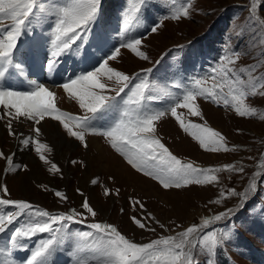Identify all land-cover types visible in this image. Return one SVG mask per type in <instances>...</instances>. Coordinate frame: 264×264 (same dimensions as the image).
I'll use <instances>...</instances> for the list:
<instances>
[{
  "label": "rangeland",
  "instance_id": "374dc122",
  "mask_svg": "<svg viewBox=\"0 0 264 264\" xmlns=\"http://www.w3.org/2000/svg\"><path fill=\"white\" fill-rule=\"evenodd\" d=\"M68 2L69 0H37L31 26L36 24L38 15H43L44 29L47 31L45 33L49 40L53 41L56 19L53 13L58 12L59 7L65 6ZM131 7L132 0H102L97 20L83 36L82 41H77V44H80V47L88 46L89 42L84 41L88 35L91 47L106 53L105 58L96 66L99 67L113 50L120 46L122 40L132 36L142 37L140 50L149 55L148 61L138 58L128 49L121 48L117 59L109 60L108 63L110 67L118 70L121 67L122 71L130 76L140 74L149 80L152 86L149 94L156 97V99L147 101L152 110L168 109L175 103L176 97L183 94L185 88L195 87L196 79L204 80L203 87L219 84V80L214 81L210 78L205 79V77H208L223 56L231 55L233 50L241 52L239 59L235 61L234 70L243 69V72L238 71L243 79L248 80L249 70L254 65H259L257 70L251 73V76L255 78L253 82L257 85L256 94L253 95L249 89L244 100L245 106L256 109L253 116L242 118L238 116L233 107L223 106V97L230 99L231 94H235L226 83L222 91L217 89L221 91L220 105L198 96L195 106L201 115H192L190 109H177L181 119H184L186 123L201 124L219 131L225 136L227 145L233 149L232 151L209 153L201 149L198 141L179 126V121L171 116L170 111H166L165 116L155 122V135L182 162H191L198 167L224 169L215 173L218 176V183L192 186L187 191L164 190L158 182L132 169L111 148L108 138L104 136L93 134L91 131L85 135L88 145V137H97L103 143L106 151L99 154L90 145L85 148L80 141L68 135L60 122L46 117L49 118L46 120L47 123L59 129L66 140L70 143L76 142L71 146L62 145L63 152L60 155L57 146L61 140L57 136L54 137L51 133L41 130L37 137L34 133L36 126L31 121L22 126L20 120L12 121L16 135L10 136L7 129L8 120L5 119L0 122V150L6 156L11 154L14 163L8 165L4 158H0V188L6 185L9 195L4 194L2 190L0 194L6 198L28 200L35 204L39 202L43 209L51 213L66 214L70 209L82 211L81 203L87 198L97 212V216L93 218L89 215L83 224L70 222L68 228L70 233L88 231L87 225L92 222H106L115 225L127 238L140 244L157 239L163 240L170 236L176 237L190 225L200 224L203 218L231 208L234 211V214L228 218L231 222L227 224H225L226 220L216 222L212 227L190 237V239L197 240L198 235L203 236L209 231L216 233L219 228L225 226L222 237L216 234L219 243L211 253L198 244L194 251L199 252V264H207L208 259H211L215 252H217V262L223 264L219 256L226 251L229 256L227 264H264V95L260 94L264 89L259 87L260 84H264V0H147L146 5L142 7V13L137 14L139 20L131 21L126 29L125 21L130 14ZM185 7L189 11L188 17H184L181 13L179 20L171 18L174 12ZM164 17L168 18L164 19ZM161 21L162 26L157 33H152L151 28ZM11 23V20L4 21V25H11ZM42 38L49 43L46 35L42 34ZM45 42L40 40L35 47L29 46L28 54L32 51L31 59L41 60L48 64L41 57L42 52H47ZM60 58L63 59V55ZM62 59L59 61L62 62ZM224 63L227 64V61ZM228 66L233 67V65ZM199 69L202 73L200 78L196 77V75L199 76ZM89 71L92 69L87 72ZM104 82L107 83L109 89L115 87L113 82ZM63 94L60 110L77 117L91 116L79 107L78 101L70 97V94L66 92ZM106 94L116 95L110 90ZM121 97L127 98L124 93H121V96L116 98V103L102 111L103 122L107 124L113 121L112 127L120 119ZM98 114L94 118V124L98 120ZM237 129L240 131L237 132ZM30 137L32 140L29 145L22 143L23 139ZM15 139L19 140L18 143ZM36 139H39L41 143H46L52 149L51 152L45 151L44 154L46 158L61 168L62 174L50 172V165L44 164L39 159L34 146ZM14 142L16 146L13 145ZM19 144L30 148V154L35 158L33 163L31 160H26L20 167L17 166L16 147ZM106 148L110 153L118 154L117 156L124 165L126 163L129 169V173L126 174L133 178L132 182L115 170L120 168H115L118 160H114ZM14 153L16 156H13ZM72 160L83 161L84 164L83 166L73 165ZM229 164L237 168L243 166L245 170L243 173L230 171L225 168V165ZM7 169V174H5ZM142 177L154 184L147 185ZM94 178H99V183L96 185L92 184ZM252 184L256 187L248 191L246 198L227 197L226 195L229 189L234 188L237 192H244ZM40 185L47 187L41 188ZM105 187L112 193L119 189V195L105 196ZM77 189H80L84 196H81ZM54 190L63 191L67 196V201L62 202L56 197ZM221 192L225 193L224 197L220 196ZM130 198L143 202L146 212L152 213L166 227L160 228L153 222L149 224L155 231H145L137 227L130 218L133 216L141 218L146 213L138 207L134 209ZM217 198L222 199L221 204L210 202ZM225 233L228 234L227 238ZM46 238L48 237L43 236L42 239ZM91 239L88 238L89 241ZM1 241L6 249L10 247V237L1 238ZM75 242L74 236H66L62 245L50 257L49 264H61L59 254L62 251L70 256L72 261L70 264H77V261L95 264L90 261L88 249L72 252Z\"/></svg>",
  "mask_w": 264,
  "mask_h": 264
},
{
  "label": "snow or ice",
  "instance_id": "6c2138e0",
  "mask_svg": "<svg viewBox=\"0 0 264 264\" xmlns=\"http://www.w3.org/2000/svg\"><path fill=\"white\" fill-rule=\"evenodd\" d=\"M146 3L147 0H132L130 14L125 21L126 29L131 21L139 20L137 14L142 13V7ZM101 4L102 0H69L65 6L59 7L58 12L53 13L56 17L54 22L55 39L51 42L47 64L50 73L56 69L59 64L58 58L62 54L70 53L74 46L79 47L76 42L82 41L83 36L94 25ZM36 6L37 0H0V37H2L0 38V106L5 109L3 113H0V122L5 119L8 120L7 129L10 136L16 135L13 130V120L19 121L20 118H24L31 121L36 126L34 133L38 137L41 131L39 127L41 122L46 117H50L60 122L67 134L80 141L85 148L88 147L85 135L89 131L108 138L111 148L132 169L144 177L158 182L164 190L187 191L192 186L218 183V176L215 173L224 169L198 167L191 162H182L155 135V122L164 117L166 111H170L171 116L179 121V126L198 141L201 149L209 153L232 151L233 149L227 145L225 136L219 131L201 124L186 123L184 119H181L177 109L186 108L190 109L194 116L201 115L195 106L198 96L220 105L222 87L226 83L235 94H231L230 99L223 97V106L233 107L239 117L253 116L256 109L245 106L244 100L249 89L253 95L256 94L257 85L253 82L255 78L251 76V73L255 72L259 65H254L249 70L250 78L248 80L243 79L238 71L243 72L244 70H234L235 61L239 59L241 52L233 50L231 55L223 56L213 67L208 77H205V79L210 78L214 81L219 80V84L203 87L204 80L196 79L194 81L195 87L185 88L183 94L176 97L175 103L168 109L152 110L147 101L156 99V97L149 94L152 91L149 80L140 74L130 76L122 70L110 67L108 63L109 60L115 61L117 59L121 48L130 50L131 53L144 61L150 59L145 51L140 50L142 37L132 36L122 40L120 46L116 47L99 67L74 77L70 76L64 83L55 85L62 87L66 93L78 101L81 109L91 114V116L77 117L57 107L56 93L46 87L45 84L30 81L31 90L28 91H17L4 85L6 74H10V68H22L20 63L14 62V50H17V43L22 34L30 30ZM181 13L184 17H188V8L185 7L174 12L171 18L179 20ZM167 18L164 17V19ZM5 20H11V25H4ZM161 26L162 21L156 23L151 28V32L157 33ZM224 61H227V64ZM228 65H233V67ZM103 81L113 82L115 87L109 89L107 83ZM259 87L264 89V84H260ZM218 88L221 91H218ZM109 90L115 92L116 95H107L106 92ZM121 93H124L127 98L121 97L122 107L119 122L107 132H100L94 128L90 129L89 120L94 119L98 113L116 103V98L121 96ZM260 94L264 95V91ZM77 128L80 130H74ZM239 131L240 129H237V132ZM31 140V137L26 138L22 140V143L29 145ZM35 151L44 164L50 165V172L62 174L61 168L46 158L45 151H52L46 143H41L39 139H36ZM0 158H4L8 165L14 163L13 157L6 156L2 150H0ZM71 164L83 166L84 162L72 160ZM225 168L239 173H243L245 170L243 166L237 168L233 164L225 165ZM98 183L99 178L92 180L93 185ZM40 187L46 188L47 186L40 185ZM255 187V184L249 185V188L244 192H237L234 188L229 189L226 195L227 197L246 198L248 191ZM0 190L9 195L6 185L2 186ZM77 192L84 196L80 189H77ZM54 195L60 198L62 202L67 201V196L63 191L54 190ZM104 195L118 196L119 189L112 193L105 187ZM220 196L224 197L225 193L221 192ZM210 202L219 205L222 203V199L217 198ZM130 203L134 209L138 207L146 213L141 218L135 216L130 218L137 227L145 231H155L154 228L150 227L149 222L159 225L160 228L166 227L152 213L146 212L143 202L130 198ZM0 206H13L16 209L6 214H0V233L5 232L7 226L11 225L21 215L27 217L12 234L11 243L13 246H18L19 238L27 239L38 234H49L48 238L38 241L25 264H49L50 257L62 245L66 236L76 238L73 253L88 249L90 261L95 262V264H199V252L194 251L198 244L208 253H211L219 241L215 231L206 232L199 237V240H193L190 237L212 227L216 222L227 220L234 214L233 209L228 208L218 214L203 218L200 224L190 225L186 230L178 233L176 237L170 236L163 240L157 239L140 244L127 238L115 225L106 222H92L87 225L88 231L70 233L68 231L70 222L83 224L89 215L93 218L97 216V212L87 198L81 203L82 211L70 209L67 214L63 212L51 213L24 200L4 198L0 199ZM227 235L225 233L226 238ZM88 238H92L91 241ZM77 264H85V262L77 261Z\"/></svg>",
  "mask_w": 264,
  "mask_h": 264
},
{
  "label": "bare ground",
  "instance_id": "6f19581e",
  "mask_svg": "<svg viewBox=\"0 0 264 264\" xmlns=\"http://www.w3.org/2000/svg\"><path fill=\"white\" fill-rule=\"evenodd\" d=\"M79 49L80 50L78 52H76L72 56H70L69 54H62L64 58L63 59L60 58V57L58 58L59 60L62 59V62L59 61V64L57 65L56 69L53 72H51V73L49 71L48 72L45 71L46 68H47V64H45L44 61L31 59L30 58V54L25 55V54H23V52H19L18 55H16V60L19 59L23 65L27 66L28 68H34L37 71H39L40 73H42L44 77H47V79H46L47 81H50V79L53 76L56 77V78L64 80L65 78L68 79L70 76L74 77V76L79 75L81 73L87 72L89 69L93 68L91 66L95 63V61L97 59V54L92 53L91 51H93V50H91L88 47H82V48L80 47ZM42 63L44 65H41ZM123 66H125V65H123ZM41 69H42V72H41ZM119 69L122 70L121 67ZM45 86L56 93L55 102L57 104V107L60 109L61 108V99H62L61 97L64 95L63 92H65V91L63 90L62 87H56L55 85H52L51 83H47V84L45 83ZM206 103H207V101H206ZM3 111H5V109L3 108V106H0V113H3ZM46 120H49V118H45V120H44L45 122L44 121L42 122V125L40 126V130H43V132L46 131L47 133H51L52 136H54V137L57 136L61 140L60 141L61 143H59L58 146H57L58 147L57 151H58V153L60 155L63 152L62 149H61L62 145L71 146V145L76 144V142H71L70 143V141L66 140L65 136L60 132V130L59 129H55L54 127H52V124L47 123ZM20 122H21V124L23 126V125L28 123V120H26L24 118H20ZM0 128H1V126H0ZM48 139H49V137H48ZM15 141H16V139H15ZM18 141L19 140H17L16 143H18ZM87 141H88L90 147L95 149V150H97L99 152V154H101L103 151H106L104 149L103 143L97 137H88ZM16 143L14 142L13 145L16 146ZM65 148H67V147H65ZM16 150H17V155H18V159H17L18 160L17 161V166L18 167H20L24 163V161H26V160H28V161L31 160L32 163H33V160H35V158H33L31 156V154H30V148H28L26 146H22V145L19 144V145H17ZM107 151L110 153V151L108 149H107ZM110 155L114 158V160H118V162H117L118 165L115 166V168L116 167H120V168H116L115 170L120 175H125L128 178V180L130 182H132L133 178H131L128 174H126V173H129V169L127 168L126 163H125V165H126L125 166L124 163L121 162L122 160L117 156L118 154L115 155L113 153H110ZM34 162H36V161H34ZM143 179L146 181L147 185L148 184H154V182H152V181H150V180H148L146 178H143ZM144 186H145V184H144ZM36 203L40 204L39 202H36Z\"/></svg>",
  "mask_w": 264,
  "mask_h": 264
},
{
  "label": "trees",
  "instance_id": "16d2710c",
  "mask_svg": "<svg viewBox=\"0 0 264 264\" xmlns=\"http://www.w3.org/2000/svg\"><path fill=\"white\" fill-rule=\"evenodd\" d=\"M216 234H218V231H216ZM226 252H227V251H226ZM226 252L223 253V254L221 253L220 256H219L220 259L222 260L221 262H222L223 264L228 262V260H227V256H226V254H227Z\"/></svg>",
  "mask_w": 264,
  "mask_h": 264
}]
</instances>
